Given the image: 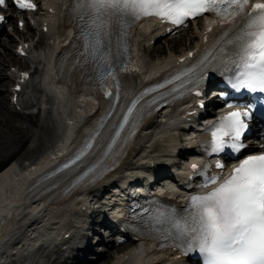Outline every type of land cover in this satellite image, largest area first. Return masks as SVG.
<instances>
[{
	"label": "snow or ice",
	"instance_id": "6c2138e0",
	"mask_svg": "<svg viewBox=\"0 0 264 264\" xmlns=\"http://www.w3.org/2000/svg\"><path fill=\"white\" fill-rule=\"evenodd\" d=\"M12 3L25 11L37 7L32 0H12ZM7 6L8 0H0V7ZM74 10L81 41L77 50L81 59L77 65L87 64L98 87L109 88L105 96H114V88L116 101L121 89L118 72L128 69L120 59L119 50L113 51L114 36L126 35V29L145 17L155 16L177 26L203 18L206 13H214L219 18V35L212 39L196 65L179 70L164 83L138 93L115 132L112 145L116 144L144 97L168 84L173 85L168 95L186 89L187 85H192L188 91L195 90L209 69L230 71L231 88L237 93L259 94L257 101L264 107V0L256 3L252 0H75ZM5 19L0 15V23ZM20 26L23 27V22ZM205 41H208L207 36ZM195 94L201 95L199 91ZM156 102V98L145 101L147 104ZM226 107L234 110L211 126V138L204 142L208 156L226 150L239 154L247 147L243 138L256 104L238 107L227 103ZM261 115L264 116V111ZM96 135L99 133L94 132L62 167L68 169L80 161L92 147L91 140ZM191 167L204 176L206 188L216 186L192 196L184 215H178L175 209L159 208L149 213L145 223L159 234L155 238L172 240L173 246H180L185 252L198 251L203 264H264V152L241 159L222 182L220 176L207 175L211 165L201 168L192 164ZM216 167L224 169L222 163H217Z\"/></svg>",
	"mask_w": 264,
	"mask_h": 264
},
{
	"label": "bare ground",
	"instance_id": "6f19581e",
	"mask_svg": "<svg viewBox=\"0 0 264 264\" xmlns=\"http://www.w3.org/2000/svg\"><path fill=\"white\" fill-rule=\"evenodd\" d=\"M69 2L70 0H58V3L55 6L56 17H60L67 12V9L64 10V7ZM151 26V23H146L144 28L149 29ZM45 36L46 35L41 32V42L43 45H45L47 41L44 39ZM63 36V34H58L56 36L53 35L54 40L52 42H57L56 40L62 38ZM193 40H198L197 34H193L191 36V41ZM180 44H182V42H176L175 45L179 46ZM174 46L170 50L176 51L178 47ZM186 46L189 48H187V51L185 52L196 49L195 46L193 48H191L189 45ZM62 47L63 45H60V43L57 42L54 44L53 49L55 51L56 48L59 50ZM7 48L9 49L10 46L8 45ZM50 48L51 46L46 44L45 50L40 54V58L32 56L34 58V62L38 65H40L42 62H46ZM158 51L159 47H156L151 52L158 53ZM137 53L139 57V50H137ZM66 54L67 52H64L62 57ZM173 54L174 55H170L171 58H179L184 56L186 53L183 52L181 55H175L174 52ZM140 56L141 58H139L137 65L135 66V71H146L148 75L144 74L143 79L156 75L162 69H164L170 61L169 59H158L155 62L148 61L142 52L140 53ZM73 64L74 58L68 69H70ZM5 69L6 64L4 60L0 58V87L5 85L6 82L5 77L7 76L4 75ZM134 73L137 74L136 72ZM79 77L80 74L76 75L75 77H71L69 83L59 84L57 82L55 83L52 76L45 74L41 82L44 83L46 90L44 91V88L40 87L39 81L36 84V87L34 86V89L31 91V94L34 95V98L30 100H23L26 95L24 97L21 95L18 105H22V108L25 110L33 108L40 102L45 105H51L53 99L56 97L57 105L61 104V110L66 118L65 120L67 121L65 131H67L69 135H64V138L69 140L71 135L76 138H81L82 129L91 123V121L96 117V113L98 111L106 110L110 104L109 101L98 96L95 97V100H92L90 96L92 89L82 86L79 83ZM45 93H48V95L51 96L45 95ZM0 94L2 96V99L0 100V107H2V101L6 99L7 91L6 93L0 91ZM47 113L50 112L48 111ZM9 114L11 118L17 117L19 115L22 123H29L31 118H38V115H33L34 113H30V116L22 115L21 112H19L16 108L14 111L9 112ZM158 118H161V120ZM183 118L187 120L188 118L194 119L195 117L193 115L187 116V112L184 110L170 111L169 113H166V115H163V111L159 112L158 115L154 119L150 120L141 130L137 142L135 143V147L132 149L127 158L128 162L122 170L118 171L115 175L109 177L104 182L98 184L96 189L93 190L92 193H90L84 200L82 199L81 201H77L79 200L77 199L76 202H61L51 206L45 204H47L56 195L53 194L55 192L53 187L56 189V183H51L47 186H44L34 193L30 190L31 185L34 183V181L30 182V179L35 175L36 170L40 169L46 164H50L51 160L44 157L42 158L43 160L39 163V165L26 171L18 170L17 165L11 166V164H13L21 154H25L30 151L28 148L30 136L23 133L24 131L31 132L34 124H32L30 127H26V129H22L18 125V121H16V119L8 121L7 128L11 129L13 135L16 136H3L2 142L0 143V162L7 163V166L1 170H5V172L0 175V224L4 219V216L1 218V215H4L8 211L6 210L5 198L7 196H11L12 199H16L25 193H29L27 197L16 202L17 209L15 210V216L12 224L10 225V229L3 236V238L0 239V244H2L5 239L8 240L7 238H9L8 243L0 245V247L4 249L2 253H0V256L9 254L10 250L15 249L13 247L16 245H18V248H21L20 246H22L23 252L28 251L32 245V235H39V238H41L42 241H45L44 237L48 238L49 235L54 234L49 242L46 244L44 243V245L40 247L42 255L38 252L40 256L37 260L34 261V259L27 257L28 260H30V264H51V258L59 254L61 251L60 246L67 244L72 237L81 238L82 232L91 230V226L94 224L93 220L95 215L100 213L98 210L99 208L108 209L113 205L111 203H114V200H116L117 196L112 192H115L116 188H120V185H118L116 180L123 178L126 179L127 183L130 179H132L131 176L133 173L158 171V169H160L158 167L151 168L150 162L145 161V159H148L152 153L155 154L154 147L156 146H149V143H151L153 139H157L156 137L160 135L164 144L168 145L176 142L174 148L175 150L179 149V146H181L180 142H178L179 136L174 133L175 131H180L185 133V135L188 134V124L182 125L179 123H187V121H183ZM177 124L182 126L177 128ZM39 127L45 133H48L50 130L49 125L39 124ZM171 127L175 128L172 129ZM172 130L174 131L170 134ZM59 144H63V141H61ZM163 146L164 145H162V147L158 146L157 148H161V153L168 152V149H163ZM41 147L42 143L40 142V144L35 149L31 150L27 154V157H34L37 153L36 151ZM180 151H183V149H180ZM170 157L174 158L173 154ZM165 167L167 168V166ZM161 170L162 169H160V172ZM111 184L116 186L112 187L114 189L113 191H110ZM29 200L34 201L33 204L35 205L28 203ZM106 200L108 202L110 200L111 201L109 204L103 203L106 202ZM31 210L37 212L30 213ZM46 218L48 219L46 220ZM67 234L69 237H66ZM71 248L73 247H69L67 250ZM90 249L91 246L86 244L82 248L78 249V254L83 256L85 260L86 254ZM48 256L51 258H49L47 261L46 258ZM157 257L159 258V256L153 257L146 251L144 247H140L139 250L135 249V251L130 253L129 259L125 262L121 261V256L119 259L114 258L112 262L109 261V259L101 261H103V264H155ZM72 259L74 260V263L79 261L78 257H74Z\"/></svg>",
	"mask_w": 264,
	"mask_h": 264
},
{
	"label": "rangeland",
	"instance_id": "374dc122",
	"mask_svg": "<svg viewBox=\"0 0 264 264\" xmlns=\"http://www.w3.org/2000/svg\"><path fill=\"white\" fill-rule=\"evenodd\" d=\"M191 34L192 33H189L186 36L182 37L183 40L180 41V42H182V44L179 45L177 50H176L179 52V54H181V51L183 50L184 46H186L190 43L191 36H189V35H191ZM182 38H179V39H182ZM10 39L11 38H9L7 36V37L3 38L2 41H0L1 42V44H0V57H1V55H4L6 63H9V61L12 60L13 56H14L12 46L9 49V51L6 49V45L10 42ZM11 44H13V40L11 41ZM173 44H168V41L163 42L161 45H159L160 46L159 49L162 50V52L157 54V55L152 54V53H147V51L144 50L143 52H144L145 58L148 61L152 60L155 62L157 57L167 56V53L170 51V49H172ZM23 65H26L25 60H23ZM26 68H28V67H26ZM10 79L5 78V80H6L5 85L0 87L1 92L6 93L7 89H9L12 86L13 80L9 81ZM1 99H2V96L0 94V100ZM2 104H3L2 107H0V143L2 142L3 136H16V135H13V132L11 131V129L7 128L8 121H12V118L8 113L9 108L7 106V104H8L7 103V94H6V99H4L2 101ZM16 121H18V120L16 119ZM2 123L4 124L3 126H2ZM40 123H44L45 125L50 126V130L48 133H45L40 129V127H39ZM20 126L22 127V129H26L27 124H20ZM61 129H62L61 125L55 119H53L50 116V114L49 115L48 114L41 115L40 119L38 118L37 122H36V120L34 121V127H32L31 132L24 131L23 134H25V135L28 134L30 136V143L28 145V148L30 149V151L35 149L40 144V142L42 143V147L36 151L37 153L34 157H32V158L27 157V154L30 152L29 151L25 154H21L15 160V162H18V163L21 162V164H23L24 161L29 162V161L37 160L41 156V154H43L47 149H49L51 146H53V144L56 142L57 138L59 137V135L61 133ZM2 165L3 164L0 163V166H2ZM96 220H97V218H95L93 220V222ZM38 252L40 254L42 253L40 249L36 250L34 253L31 254V259L37 260L38 257L40 256V254ZM52 262H55L54 258L52 259ZM15 263L16 264H28V263L30 264V260H28L27 258L15 259L12 264H15Z\"/></svg>",
	"mask_w": 264,
	"mask_h": 264
}]
</instances>
